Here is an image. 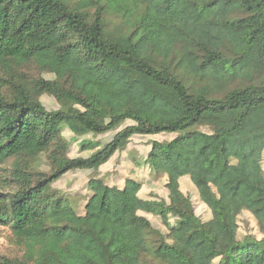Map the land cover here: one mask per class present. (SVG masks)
<instances>
[{
    "label": "trees",
    "instance_id": "obj_1",
    "mask_svg": "<svg viewBox=\"0 0 264 264\" xmlns=\"http://www.w3.org/2000/svg\"><path fill=\"white\" fill-rule=\"evenodd\" d=\"M63 128L114 134L70 157ZM161 133L175 135L144 164L164 199L90 177L78 211L53 187ZM263 151L264 0H0V164L15 183L0 189V225L22 250L0 264H264V239L238 238L242 211L264 231Z\"/></svg>",
    "mask_w": 264,
    "mask_h": 264
},
{
    "label": "rangeland",
    "instance_id": "obj_2",
    "mask_svg": "<svg viewBox=\"0 0 264 264\" xmlns=\"http://www.w3.org/2000/svg\"><path fill=\"white\" fill-rule=\"evenodd\" d=\"M30 73L31 75H38L35 69H29V76ZM40 99L47 109L57 108L55 101L48 94L41 95ZM128 124H131V121H126L121 127ZM202 130L207 129L202 128ZM113 134L114 132H107L98 135L87 134L76 137L66 128L62 129V136L69 143L68 155L70 157L90 155L93 151L108 142ZM174 135L175 134L173 133L134 135L124 150L115 153L113 157H111L95 172L69 171L58 179L53 184V187L59 193H63L67 197L70 205L78 211L83 208L85 194L87 192L86 182L90 177L102 179L109 185L116 186H122L124 180L127 177H131L140 181L142 184L139 192V196L141 198L145 199L148 197L154 199H164L166 196V191L163 186L165 181L163 178L164 176L156 174L155 177H152L149 170H147L144 161L145 156L150 149L151 141H167ZM84 140L96 142L98 146L94 149H84L81 151L79 149V145ZM34 166L43 171L48 169V163L44 155H41L37 159ZM262 167L264 171V151L262 155ZM14 184L15 183L11 180L10 175V161L0 164V189L8 191L11 188H14ZM181 189L191 198L195 213L201 219H207L209 215L208 210L198 200L196 191L187 179L181 181ZM142 214H144L151 221L154 227L158 228L163 233L166 232V227L157 216L143 212ZM245 235H251L258 239H264V231H260L252 215L247 211H242L238 216V238L241 239ZM21 253V247L15 243L10 229L7 226L0 225V257H17L20 256Z\"/></svg>",
    "mask_w": 264,
    "mask_h": 264
},
{
    "label": "crops",
    "instance_id": "obj_3",
    "mask_svg": "<svg viewBox=\"0 0 264 264\" xmlns=\"http://www.w3.org/2000/svg\"><path fill=\"white\" fill-rule=\"evenodd\" d=\"M101 167H102V166H100L99 168H101ZM99 168H98V169H99ZM118 187H121V185H120V186H118Z\"/></svg>",
    "mask_w": 264,
    "mask_h": 264
}]
</instances>
